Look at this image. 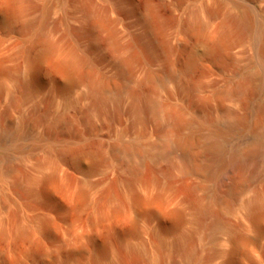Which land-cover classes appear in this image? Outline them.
<instances>
[{"label": "rangeland", "instance_id": "374dc122", "mask_svg": "<svg viewBox=\"0 0 264 264\" xmlns=\"http://www.w3.org/2000/svg\"><path fill=\"white\" fill-rule=\"evenodd\" d=\"M220 1L0 0V264H184L177 245L181 236L197 249L196 264H225L230 256L235 264H264V222L253 224L237 207L251 190L239 195L232 212L219 203L214 206L229 227L248 239L236 253L231 254L234 246L226 233L207 237L208 216L198 218L217 185L236 178L239 170L233 163L219 169L218 162L204 155L189 172L180 169L179 152L166 143L168 137L172 140L170 115L180 113L187 119L190 109L201 107L198 98L179 96L182 76L144 81L142 92L155 96L165 110L145 113L137 123L125 97L115 103L110 88L102 93L101 114H91L86 85H71L62 67L73 53L82 61L81 70L89 63L110 86L119 81L116 59L133 60L134 80L147 72L177 71L185 55L175 46L192 40L180 32L189 10L199 5L216 8ZM147 7L160 24L158 41L145 29ZM83 8L105 15L103 26L89 30L81 19ZM41 26L56 48L39 58L33 43ZM213 63L200 60L193 74L206 96L225 78L223 72L212 71ZM215 102L207 108L214 109ZM57 120L62 122L57 125ZM247 137L241 134L239 141ZM95 143L104 160L89 176V161L74 165L58 155L62 146ZM128 145L140 154L136 179H130L131 161L121 152ZM6 161L12 165L10 172L3 169ZM136 198H157L159 207L151 209Z\"/></svg>", "mask_w": 264, "mask_h": 264}, {"label": "bare ground", "instance_id": "6f19581e", "mask_svg": "<svg viewBox=\"0 0 264 264\" xmlns=\"http://www.w3.org/2000/svg\"><path fill=\"white\" fill-rule=\"evenodd\" d=\"M144 12H146V15H143L145 29L150 36L156 38L160 33V24L150 7H147V11L144 10ZM104 16L95 8H87L81 14V19L90 30L95 25L103 26ZM216 17L218 21L214 23ZM104 27L106 29V26ZM180 32L188 34L192 40L187 45L178 43L175 46L185 55L184 61H181L183 62L181 68L174 70L175 72L168 69L164 72L165 74L147 72L142 79L134 80L133 60L130 58L116 59L119 81L116 85L110 86L106 78L96 75L91 70L89 63H85V69L81 70L82 61L73 53L64 58L62 67L64 73L67 74L66 77L69 76L70 81L68 82L71 85H86V93L91 99V108H88L91 114H98L102 111L105 105L102 93L110 88L117 96L115 103L120 104L125 97L127 111L137 123L143 120L145 113L157 115L165 110L157 102L155 96L145 95L142 92L144 81L157 80L160 82L163 79L166 80L165 77H183L177 86L179 96L183 95L189 99L198 98L201 107L200 110L190 109L189 116L191 117L187 119H184L180 113L174 112L173 116V112H170L172 128L168 132L172 140L168 137L166 143L179 152L182 159L180 169L185 173L196 165L200 155L214 159L219 163V169L227 163L237 166L238 176L226 184L217 185L212 200L198 211L199 219L203 216H208L210 219L206 226L207 237L218 231L226 233L230 243L234 246L231 251L233 254L240 250L248 239L228 226L223 219V212L214 208L215 204L219 203L226 211L232 212L233 204L237 203L239 195L243 191L251 190L250 196L241 205L237 203L239 205L237 207L253 224L264 222V0H222L216 8L196 6L189 10L186 19L181 24ZM158 44L161 46L163 43L158 42ZM33 45L38 48L36 57L39 58L53 52L56 48L55 42L44 32L42 26L37 32ZM235 49L239 52L232 54ZM242 54L245 55L244 58L241 57ZM204 59L214 62L213 72L225 74L224 82L216 86L207 96L203 94L205 87L202 82L193 76L195 72H198L199 61ZM224 61H226L225 64ZM29 70L31 71L32 68ZM25 88L30 90L31 86L27 84ZM211 100L216 101V107L210 110L207 105ZM165 112L167 114V111ZM58 121L60 120H57V123ZM184 130L185 133H183ZM244 133L249 134V137L239 141V137ZM100 148L97 146H62L58 155L74 165L81 160L89 161L90 167L85 171L89 176L104 160ZM122 151L131 161V166H128L130 179L131 177L136 179L138 170L135 159L138 157L139 160V151L131 145L124 146ZM11 167L9 161L4 162V171H12ZM52 170H55L54 164H52ZM51 175L48 176V180ZM256 183H263L262 188L256 189L254 187ZM135 200L154 210L159 207L157 198L145 200L136 198ZM172 217H179V215L173 213ZM177 245L184 264L197 263L198 251L190 244L188 238L181 236ZM205 262L207 263L208 259ZM225 264H235V262L230 256Z\"/></svg>", "mask_w": 264, "mask_h": 264}]
</instances>
